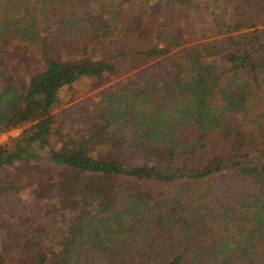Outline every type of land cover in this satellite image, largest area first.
<instances>
[{"label": "trees", "instance_id": "16d2710c", "mask_svg": "<svg viewBox=\"0 0 264 264\" xmlns=\"http://www.w3.org/2000/svg\"><path fill=\"white\" fill-rule=\"evenodd\" d=\"M75 1L0 0V264H264V0Z\"/></svg>", "mask_w": 264, "mask_h": 264}, {"label": "rangeland", "instance_id": "374dc122", "mask_svg": "<svg viewBox=\"0 0 264 264\" xmlns=\"http://www.w3.org/2000/svg\"><path fill=\"white\" fill-rule=\"evenodd\" d=\"M19 1L20 0H8L7 7H12L16 3H18ZM198 1L200 3V5L198 7L200 10L203 7L202 3H207V2H210V1L211 2L212 1L217 2L216 0H198ZM90 4H91V0H76L75 1V5L77 6V9H79V10L87 9V7ZM64 52H66V54H70L71 50L65 48ZM98 52H99V50H97L96 53H98ZM130 63H128L126 65L123 77H126V76H128V75L133 73L132 64H130ZM115 83H117V82H115ZM99 90L100 89H92V87H90V80L89 79H83L81 81H78L74 85L69 86V87H65L62 90V99L64 101V104L62 106L66 107V106L70 105L72 103V102L70 103L71 100L77 101V100H82V99H86V98H89L90 104L92 102L96 103V102L99 101V94H98ZM18 133H19V130H13V131H10L8 133H0V142H2L5 139H7V137L9 135H16ZM14 219H15V216H12V220L13 221H14ZM6 252H8V249H7L6 245L0 244V255L5 254ZM11 264H13V263L11 262Z\"/></svg>", "mask_w": 264, "mask_h": 264}]
</instances>
